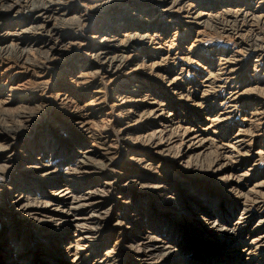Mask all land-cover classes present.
<instances>
[{
    "label": "bare ground",
    "instance_id": "1",
    "mask_svg": "<svg viewBox=\"0 0 264 264\" xmlns=\"http://www.w3.org/2000/svg\"><path fill=\"white\" fill-rule=\"evenodd\" d=\"M205 1L0 0V264H264V0Z\"/></svg>",
    "mask_w": 264,
    "mask_h": 264
},
{
    "label": "rangeland",
    "instance_id": "2",
    "mask_svg": "<svg viewBox=\"0 0 264 264\" xmlns=\"http://www.w3.org/2000/svg\"><path fill=\"white\" fill-rule=\"evenodd\" d=\"M31 2L32 1H34V0H30ZM158 1H163V0H158ZM166 1V0H165ZM172 0H168V4L166 5V6H162V4H156L155 5V7H157L158 9H159V11H163V10H165L166 8H168V7H170L171 5H170V2H171ZM198 1H202L203 3L204 2H206L205 0H198ZM35 4V3H34ZM40 4V3H39ZM31 8L33 7V6H30ZM130 8H132V7H130ZM149 8H150V6H143V5H140V9H142V10H144V11H146V12H148L149 11ZM51 9H55L54 11L56 12V13H58V12H60V11H62V9H63V7H60V6H58V5H54V4H52L51 5ZM58 9V10H57ZM24 11H27L26 9H24ZM63 12V11H62ZM132 13L133 12H131V15H132ZM137 8L136 9H134V14H133V16L132 17H130V20H132V19H135V16L137 15ZM154 13V11H152L151 12V14H153ZM14 14H16V13H14ZM129 15H130V13L129 14H122V16H124V17H129ZM130 15V16H131ZM71 15H69V17H70ZM69 17H67V18H69ZM115 17V16H114ZM114 17L113 16H110V17H108L107 19H105V20H103L102 22H98V24H101L102 25V23H112V21L114 20ZM12 23V25H15V23L14 22H11ZM94 25L95 24H97V22H94L93 23ZM29 31H31V32H34L33 30H29ZM25 34H28V30L27 31H25ZM259 36H261V34L259 33L258 34ZM102 36L103 35H101V36H99L98 38H96L93 42L94 43H99L100 41H101V38H102ZM100 43H103V41H101ZM13 80V82L15 83L14 85V87L15 88H18V90L19 89H22V88H24V87H27V85H28V81H29V77H26V76H23V74H22V71L19 69V68H17L16 67V65H14L10 60H6L5 58H3V59H1L0 58V82H7V81H12ZM51 107L53 108V103L51 104ZM37 138H39L38 136H37ZM24 141L25 140H27V139H30V133L29 134H26V135H24V137L22 138ZM31 139H33V141L35 142V140H36V135H34ZM32 141V142H33ZM21 142V141H20ZM22 143V142H21ZM86 147H87V149H94V143L93 142H91V141H88L87 143H86ZM18 149H20V148H18ZM47 153H48V155L51 153L50 151H47ZM40 157H41V154H40ZM95 159H97V158H95ZM25 166H27V164H21V165H18L15 169H17V170H21L23 167H25ZM118 174L121 176V177H123V175H126V172L124 171V170H120V171H118ZM13 176V175H12ZM11 176V177H12ZM26 181H29V179H27ZM11 182H7V181H4V182H0V190L1 189H3L4 190V194H5V192H7V189L9 188V186H11ZM44 188H46L47 190H50V188L49 187H44ZM86 190V189H85ZM170 192H172V191H170ZM117 195L118 194H114V199H112V202L110 203V205H108L107 207L109 208L111 205H113L114 204V202H115V200H116V197H117ZM170 197V195L168 194V193H165L163 196H162V198L160 199V201H168V198ZM118 199V198H117ZM127 199H129V194H128V196H127V198H126V200ZM212 204L214 205L215 203H216V201L213 199L212 201ZM206 204V203H205ZM200 204V206L198 207V211H197V209L196 208H190V207H187L188 209H190V210H194V212H201V211H210L211 209H210V205H211V203H209L208 205L206 204ZM61 210H66L67 208H60ZM217 210V209H216ZM3 211H9L8 209H6V208H0V231H2V230H4L5 228H3V225H4V223L2 222L3 220H2V217H1V215L4 213ZM225 211V210H224ZM227 211V210H226ZM117 211H115L114 213H112L111 214V220H109V226L111 227L110 229H108V230H106V231H101V233L102 234H106V239H109L110 240V245H108L107 247H103V249L104 250H110V251H112V249H116L117 250V248H118V252L121 254V255H123V254H125V253H128V252H131L133 249H135V248H137V249H140V246H137L136 244H137V241L136 242H132V243H130V242H123L122 240H118V236L116 235L118 232H120V230H118V229H115L114 227H113V223H115V221H116V219H115V213H116ZM227 213L228 214H230V216H231V218L230 219H228L227 221H226V224L230 221V220H232V222L233 223H236V221H237V219L240 217L239 216V211H238V213L237 212H234V209L233 208H229V210L227 211ZM127 214H130V213H127ZM219 214L220 215H222V214H224L225 215V212H223V210H220L219 211ZM187 217H189V215H187ZM225 217V216H224ZM223 215L222 216H214V217H212V223L211 224H213V222L215 221V223L216 222H218V221H223ZM237 218V219H236ZM161 220V219H160ZM258 221H259V218H257L256 220H254L252 223H247V224H242L240 227H237V228H243L244 230V234L243 235H241V237L245 240L246 238H249V237H252L253 239L255 238V228H256V225L258 224ZM232 223V224H233ZM210 225V224H209ZM208 225V226H209ZM160 226V224H158L157 225V227H159ZM113 227V228H112ZM226 227V226H225ZM228 227V226H227ZM226 227V228H227ZM31 228L32 227H29V225H27L26 226V228L24 229V231H22V233H20V235H19V237H18V245H19V243H21V239L22 238H25V239H28L29 240V243L30 242H34V241H36V239H35V237H37L38 236V234H37V232L36 233H34L33 231H30L31 230ZM46 231H44L42 234H45V233H47V232H49V231H52V230H58V228L57 227H53V226H49V227H47L46 229H45ZM61 230H62V228L61 227H59V230L58 231H60L61 232ZM63 231V230H62ZM67 233H68V235L70 236L72 233H73V231H74V229L73 228H68V229H66L65 230ZM243 231H238V232H243ZM264 231V229L263 230H261V232H263ZM137 231L135 230L134 231V235H138V233H136ZM183 232H185V230L183 231ZM113 233L115 234V235H113ZM165 234H167L166 232H165V230L163 229V228H160L159 230H158V233H156L155 235H153V236H155V237H158L159 235L161 236L162 235V237L164 236L165 237ZM186 233H182V235H185ZM189 235V237L191 236V240H193V235L191 234V233H189L188 234ZM249 235V236H248ZM135 236V237H136ZM167 238V237H166ZM252 238H250V239H248V240H251L252 241ZM44 239V238H43ZM171 239L172 240H175V241H177L178 239L177 238H174L173 236L171 237ZM181 240V239H180ZM120 241V242H119ZM120 243V244H118V247H115L114 248V244L113 243ZM196 243V242H195ZM2 246L0 245V256H2V254H4V251L2 250ZM34 248H36V246L34 247ZM196 252V251H195ZM209 253H211V254H215V252L213 253V252H209ZM51 254V253H50ZM194 255V252H193V254L191 253V254H188L187 255V257L188 256H190V257H192ZM33 256H35V255H33V254H29L28 255V257H26V258H24L23 260H21V261H15V263H13V264H27V263H29L30 261H31V259H32V257ZM12 257V255H11V252H10V255H9V253H8V255L6 256V262L4 263V264H8V263H10L11 261V258ZM54 257V256H53ZM7 258H9V259H7ZM175 259H179V257H177V258H175ZM9 260V261H8ZM49 259H46L45 257H44V259H42V261H48ZM58 262H61V264H65L64 262H65V260L63 261V259L62 258H58ZM57 260H55V262H56ZM141 262H144V261H141ZM140 263V262H139ZM202 263V262H201ZM42 264H53V263H43L42 262ZM143 264V263H142Z\"/></svg>",
    "mask_w": 264,
    "mask_h": 264
}]
</instances>
